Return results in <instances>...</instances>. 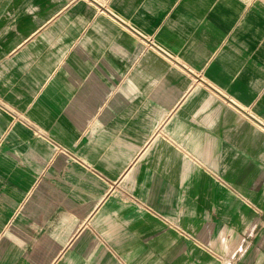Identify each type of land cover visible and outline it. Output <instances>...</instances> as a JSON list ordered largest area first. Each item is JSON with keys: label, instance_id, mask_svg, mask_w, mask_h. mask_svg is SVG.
<instances>
[{"label": "crops", "instance_id": "0c3cea01", "mask_svg": "<svg viewBox=\"0 0 264 264\" xmlns=\"http://www.w3.org/2000/svg\"><path fill=\"white\" fill-rule=\"evenodd\" d=\"M0 264H264V0H0Z\"/></svg>", "mask_w": 264, "mask_h": 264}]
</instances>
